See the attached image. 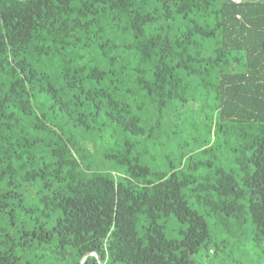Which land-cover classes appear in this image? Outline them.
Returning a JSON list of instances; mask_svg holds the SVG:
<instances>
[{
	"label": "trees",
	"instance_id": "trees-1",
	"mask_svg": "<svg viewBox=\"0 0 264 264\" xmlns=\"http://www.w3.org/2000/svg\"><path fill=\"white\" fill-rule=\"evenodd\" d=\"M0 264H264V0H0Z\"/></svg>",
	"mask_w": 264,
	"mask_h": 264
},
{
	"label": "water",
	"instance_id": "water-1",
	"mask_svg": "<svg viewBox=\"0 0 264 264\" xmlns=\"http://www.w3.org/2000/svg\"><path fill=\"white\" fill-rule=\"evenodd\" d=\"M97 257H98V256H97ZM98 260H100L99 257H98Z\"/></svg>",
	"mask_w": 264,
	"mask_h": 264
},
{
	"label": "built area",
	"instance_id": "built-area-1",
	"mask_svg": "<svg viewBox=\"0 0 264 264\" xmlns=\"http://www.w3.org/2000/svg\"><path fill=\"white\" fill-rule=\"evenodd\" d=\"M236 1H240V0H236Z\"/></svg>",
	"mask_w": 264,
	"mask_h": 264
},
{
	"label": "rangeland",
	"instance_id": "rangeland-1",
	"mask_svg": "<svg viewBox=\"0 0 264 264\" xmlns=\"http://www.w3.org/2000/svg\"><path fill=\"white\" fill-rule=\"evenodd\" d=\"M175 226V225H174Z\"/></svg>",
	"mask_w": 264,
	"mask_h": 264
}]
</instances>
